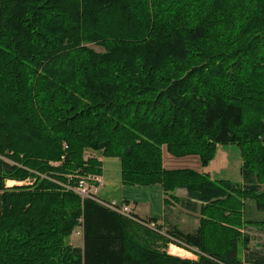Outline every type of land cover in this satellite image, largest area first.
<instances>
[{
	"label": "trees",
	"instance_id": "trees-1",
	"mask_svg": "<svg viewBox=\"0 0 264 264\" xmlns=\"http://www.w3.org/2000/svg\"><path fill=\"white\" fill-rule=\"evenodd\" d=\"M228 144L241 184L162 167V146L206 166ZM87 150L119 158L124 185L185 188L204 203L197 231L155 235L50 180L100 174ZM263 185L264 0H0V264H264L237 229Z\"/></svg>",
	"mask_w": 264,
	"mask_h": 264
},
{
	"label": "crops",
	"instance_id": "crops-1",
	"mask_svg": "<svg viewBox=\"0 0 264 264\" xmlns=\"http://www.w3.org/2000/svg\"><path fill=\"white\" fill-rule=\"evenodd\" d=\"M228 145L232 147V144ZM223 147L224 145H217L213 158L206 166H201L199 158L196 155H193L194 157H197L192 160L194 164L192 165L193 167H177L179 162H177V160H172L174 158H171L176 156L168 153L165 146H162V167L167 170L193 169L207 174L212 180H227L231 182V180L226 178H218V174L228 171L230 166V163L227 160L228 157H226V152H220ZM85 154L87 156L95 157L100 162V174H96L95 177L97 180L89 184L90 193L92 194L91 199L96 203L106 208L108 207L105 204H127L133 215L137 218L143 220H155L156 230L146 227L147 229H150V231H156L159 233L155 232V235L166 236L167 232L173 229H177L182 233H193L197 231L202 217L200 209L204 203L197 199L190 198L185 188H176L171 192L165 193L160 184L124 185L121 180V163L119 158L106 157L102 154V151L87 150ZM189 156L190 155H186L177 158H185ZM216 157H218L217 166H213V161H215ZM167 161H169V163ZM241 163L240 154V169ZM240 169V181L238 184L242 183ZM261 189L264 190V185ZM241 212V221L243 224L237 229L241 233L248 235L250 249L259 251L260 248H264V233L260 226V223H264V211L257 208L254 199L245 198L242 201ZM171 243L173 242L170 241L162 246V241L156 240V246H158L159 250H163L169 255L189 259L191 261H197L199 259L198 251L194 248L190 250L191 253L193 252L191 257H182L170 253L168 251V246H171ZM239 255L242 257L240 242Z\"/></svg>",
	"mask_w": 264,
	"mask_h": 264
},
{
	"label": "rangeland",
	"instance_id": "rangeland-1",
	"mask_svg": "<svg viewBox=\"0 0 264 264\" xmlns=\"http://www.w3.org/2000/svg\"><path fill=\"white\" fill-rule=\"evenodd\" d=\"M83 45L88 47V48L93 49L96 52H102L103 51L102 47L95 45L93 43H84ZM220 152H222V153L226 152V157H228L227 160L229 161L230 166H229L228 171H225V172H222L221 174H218V178H226V179L231 180V182L238 184V182L240 181V177H239L240 150H239V148L235 145H232V147H230V145H224L223 149ZM171 158H174L172 160H177V162H179L177 164L178 165L177 167H184V166L193 167L192 165H194V164H193L192 160H193V158H197V157L190 155L189 157H185V158H177V157H171ZM167 162L169 163V161H167ZM217 162H218V157H216L215 161H213V166H217ZM50 164L51 165H57V163H54V162H50ZM94 175L92 176V174H89V175L81 176V177L77 178V181H76L77 184H75V186L79 185L80 183H84V182L86 183V185H89L91 182H93L92 178L94 177ZM39 176H40V178H48L45 174H39ZM67 177L70 178L69 175ZM50 180H52L53 182H56V184H58L62 190H68L65 186H68L69 184L60 183L59 181L54 180V179H50ZM34 181H35L34 177H27L23 180L7 179L5 181V187L8 189H10L12 187H16V186H23L26 188H32ZM75 186H70V187H75ZM66 243L72 247H78V246L81 247L82 246V229L80 226H77L76 228L73 229L72 233L66 238ZM170 251H172L173 254L178 255V256H182V257H184V256L191 257L192 253H193V252L191 253L190 251L185 250V249L181 248L180 246H178L177 244L175 245L173 243H171ZM259 251L264 252V248H260Z\"/></svg>",
	"mask_w": 264,
	"mask_h": 264
},
{
	"label": "built area",
	"instance_id": "built-area-1",
	"mask_svg": "<svg viewBox=\"0 0 264 264\" xmlns=\"http://www.w3.org/2000/svg\"><path fill=\"white\" fill-rule=\"evenodd\" d=\"M93 176V175H92ZM92 178V177H91ZM93 182H95L97 179L94 175V177L92 178ZM67 189L73 190L76 194H78L82 199L85 198H92V194L90 193V186L86 185V183H80L79 185L75 186V187H70L65 186ZM110 210L121 214L131 220H134L148 228L151 229H155V223L154 222H145L142 219L137 218L136 216L133 215V213L131 212L130 208L128 205H115V204H105ZM176 245V243H173ZM182 248V247H181ZM184 249V248H183ZM168 251L170 252V246L168 248Z\"/></svg>",
	"mask_w": 264,
	"mask_h": 264
},
{
	"label": "bare ground",
	"instance_id": "bare-ground-1",
	"mask_svg": "<svg viewBox=\"0 0 264 264\" xmlns=\"http://www.w3.org/2000/svg\"><path fill=\"white\" fill-rule=\"evenodd\" d=\"M175 250V249H174ZM170 253H172L173 254V252L172 251H170Z\"/></svg>",
	"mask_w": 264,
	"mask_h": 264
}]
</instances>
